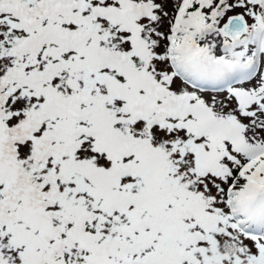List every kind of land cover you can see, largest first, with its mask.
I'll list each match as a JSON object with an SVG mask.
<instances>
[{
  "label": "snow or ice",
  "instance_id": "6c2138e0",
  "mask_svg": "<svg viewBox=\"0 0 264 264\" xmlns=\"http://www.w3.org/2000/svg\"><path fill=\"white\" fill-rule=\"evenodd\" d=\"M0 264H264V0H0Z\"/></svg>",
  "mask_w": 264,
  "mask_h": 264
}]
</instances>
